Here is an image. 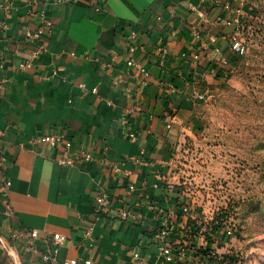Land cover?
Wrapping results in <instances>:
<instances>
[{
    "label": "crops",
    "instance_id": "0c3cea01",
    "mask_svg": "<svg viewBox=\"0 0 264 264\" xmlns=\"http://www.w3.org/2000/svg\"><path fill=\"white\" fill-rule=\"evenodd\" d=\"M101 4L0 0V264H47L54 233L67 238L58 259L78 264H204L196 249L211 244L189 237L170 158L197 104L232 69L237 24L225 20L240 19L248 0ZM42 13L51 25L33 57L27 32L41 28ZM48 132L94 161L59 163L61 151L38 142ZM99 194L108 203L98 210ZM21 229L38 231L35 248L12 237Z\"/></svg>",
    "mask_w": 264,
    "mask_h": 264
},
{
    "label": "rangeland",
    "instance_id": "374dc122",
    "mask_svg": "<svg viewBox=\"0 0 264 264\" xmlns=\"http://www.w3.org/2000/svg\"><path fill=\"white\" fill-rule=\"evenodd\" d=\"M248 3L231 71L197 104L170 158L189 237L211 244L204 264H264V0Z\"/></svg>",
    "mask_w": 264,
    "mask_h": 264
},
{
    "label": "built area",
    "instance_id": "2783aa9c",
    "mask_svg": "<svg viewBox=\"0 0 264 264\" xmlns=\"http://www.w3.org/2000/svg\"><path fill=\"white\" fill-rule=\"evenodd\" d=\"M60 2H63L64 0H59ZM67 1V0H66ZM69 1H76V0H69ZM217 1V0H214ZM87 5L93 9L95 12H100L102 9V4H101V0H87ZM42 26L41 28L34 32H27V37L36 41V45L33 49L32 52V56L35 57L37 56L39 53H41L44 50V44L41 41V34L44 32L43 30V25L50 27V22L44 17V14L42 13ZM225 22L227 24L229 23H238L239 22V17H234L232 20H225ZM136 35L135 32H131L130 34V38H134ZM232 48L235 52L240 51L241 46L239 44L238 41H234L232 44ZM134 45H130L128 48L129 52H134ZM31 59L26 60L25 62H23L20 67H22L23 69L28 68L31 66ZM129 65L133 64L132 59H130L127 62ZM81 86L83 87L84 84H81ZM92 92H96V88H92L91 90ZM199 98H202V96L200 95ZM168 118L170 119L171 117L168 116ZM130 136L132 137L133 134H130ZM38 142L41 144H44L46 146H49L51 148L57 149L61 151V158L59 159V163L61 164H73L75 161H84V162H92L94 161L95 157L92 154V152H90L87 149L84 148H79L77 150H73V153L71 154V150H72V142L71 140L63 133V132H48V133H44L42 134L39 138H38ZM9 184L7 179H4V183H3V187L4 190L7 188V185ZM130 190L134 189V186H129ZM96 203L98 204L97 209L99 210L101 207H104L107 205L108 200L106 195L102 194V195H98L95 198ZM181 210L183 213H189L190 212V207L189 205L184 202L181 205ZM121 216L122 217H126L127 213L126 211H122L121 212ZM92 233V227L89 226L85 232H84V236L85 237H89ZM226 233L228 235H230L232 233L231 229H227ZM12 237L14 239H20L22 241H24L25 245L27 248H35L34 245V241L35 239L38 237V231L35 229H21L19 231H16L12 234ZM158 238L161 242H165L166 238H167V229L165 228V226L160 227L159 231H158ZM66 236L60 233H54L52 235V246L49 248V250H46L45 252H43L41 254V258L47 263V264H78V260L76 258H64L62 260L58 259V252L59 249L64 245L65 241H66ZM161 254H163L165 256V259L167 261H172V254H171V247L163 245L160 249ZM133 257L135 260H138L140 258L138 252H135L133 254ZM83 264H92L91 260L86 259L83 261Z\"/></svg>",
    "mask_w": 264,
    "mask_h": 264
},
{
    "label": "trees",
    "instance_id": "16d2710c",
    "mask_svg": "<svg viewBox=\"0 0 264 264\" xmlns=\"http://www.w3.org/2000/svg\"><path fill=\"white\" fill-rule=\"evenodd\" d=\"M233 61H234V59H233ZM180 211L182 212L181 208H180ZM218 228H219V225H215L213 228H211V230L212 229H218ZM193 246H196V245L193 244ZM197 249L200 250V253L197 251L198 255H200L202 258H204L203 256L208 254L209 246L206 245V247H204V248H202V246H200ZM201 252H202V255H201Z\"/></svg>",
    "mask_w": 264,
    "mask_h": 264
}]
</instances>
